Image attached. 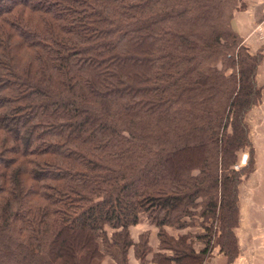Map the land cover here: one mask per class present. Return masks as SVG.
Segmentation results:
<instances>
[{"label": "trees", "instance_id": "16d2710c", "mask_svg": "<svg viewBox=\"0 0 264 264\" xmlns=\"http://www.w3.org/2000/svg\"><path fill=\"white\" fill-rule=\"evenodd\" d=\"M241 7L0 0V264H202L216 240L236 255L234 165L262 95ZM142 218L160 251L131 238Z\"/></svg>", "mask_w": 264, "mask_h": 264}, {"label": "crops", "instance_id": "0c3cea01", "mask_svg": "<svg viewBox=\"0 0 264 264\" xmlns=\"http://www.w3.org/2000/svg\"><path fill=\"white\" fill-rule=\"evenodd\" d=\"M240 1L244 8L235 11L232 26L252 53L264 55V33L256 29L264 20V0ZM262 26L264 28V23ZM257 80L263 87L262 103L247 115L253 145L252 171L239 186V220L234 228L237 253L228 257L216 242L202 264H264V63L258 69ZM249 157L250 154L246 161ZM152 237L150 244L154 252L160 251L159 243L151 242ZM133 256H130V264L132 259L137 260ZM149 263L153 264L151 260Z\"/></svg>", "mask_w": 264, "mask_h": 264}, {"label": "rangeland", "instance_id": "374dc122", "mask_svg": "<svg viewBox=\"0 0 264 264\" xmlns=\"http://www.w3.org/2000/svg\"><path fill=\"white\" fill-rule=\"evenodd\" d=\"M244 8V4L242 3V7L239 8V9H242ZM238 10V9H237ZM263 23H264V20L261 21L257 26L256 29H258V31H260L261 33L263 32L264 33V28H263ZM264 63V55L262 54V61L259 65V67H262ZM258 67V69H259ZM263 89V87H261ZM262 103V95H261V99H260V102H258L256 105H254L247 113V115L252 112V110L256 107V106H259L260 104ZM245 154L249 155L250 154V157H252V151L250 149V146L249 147H246V149H244L243 151ZM241 154H240V157H239V160L238 162L234 165V168L236 170H242L241 172V176H242V179L240 180V184L242 182H244L246 176L252 171L251 168H252V165L249 164V167L245 168L247 166V163L250 162V157L248 158L247 161H244L243 158H241ZM237 165H239L237 167ZM243 168V169H242ZM247 169V170H246ZM239 184V186H240ZM157 227L153 224V222H151L150 220H147L146 218H142L140 220V222L136 225H132L129 229L130 231V235H131V238L135 241V242H139L140 240L142 241V237L145 235H148V237L151 239L152 237V240L151 242L152 243H156L160 241L159 239V236H158V233H157ZM166 230L170 233V234H173L175 236H178V235H181L183 233H186L188 232L189 230H191L192 232L196 233L198 231H204L203 230V227L201 226H193V227H176L175 225H167L166 226ZM115 231V229L113 228H109V236L111 237L112 233ZM217 243H218V240H216ZM130 255H133L134 252L132 253L130 251L129 253ZM135 257V255L133 256ZM136 258V257H135ZM137 260H133L132 259V262L131 264H150L149 261L152 259V254L149 253L147 255V258L145 259L144 262H142L141 260H139L138 258H136ZM130 260V258H129ZM100 264H115V261L111 258V257H105Z\"/></svg>", "mask_w": 264, "mask_h": 264}, {"label": "water", "instance_id": "95a60500", "mask_svg": "<svg viewBox=\"0 0 264 264\" xmlns=\"http://www.w3.org/2000/svg\"><path fill=\"white\" fill-rule=\"evenodd\" d=\"M247 157H248V155L245 154V155H244V161H246Z\"/></svg>", "mask_w": 264, "mask_h": 264}, {"label": "built area", "instance_id": "2783aa9c", "mask_svg": "<svg viewBox=\"0 0 264 264\" xmlns=\"http://www.w3.org/2000/svg\"><path fill=\"white\" fill-rule=\"evenodd\" d=\"M239 165H237V167H238Z\"/></svg>", "mask_w": 264, "mask_h": 264}]
</instances>
